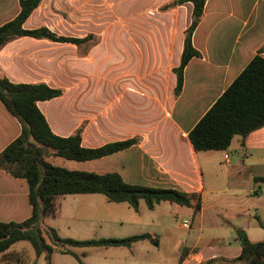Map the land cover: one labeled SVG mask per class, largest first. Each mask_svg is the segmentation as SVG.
<instances>
[{
    "label": "crops",
    "instance_id": "obj_1",
    "mask_svg": "<svg viewBox=\"0 0 264 264\" xmlns=\"http://www.w3.org/2000/svg\"><path fill=\"white\" fill-rule=\"evenodd\" d=\"M173 0H42L23 29L46 27L68 38L93 35L89 21L98 2L135 10L138 31L176 34L172 58L160 57L168 68L169 88L137 89L85 85L78 72L82 60L98 43L74 45L20 37L0 50V78L14 84L43 83L61 95L37 103L51 132L67 138L80 132L86 149L136 139L128 149L101 159L53 163L70 171L115 173L129 185L173 189L199 198L200 210L161 202L137 210L112 203L102 194L66 195L57 200L56 216L45 225L62 239L75 241L125 239L149 235L131 247L69 248L80 260L54 253L53 264H204L235 259L241 253L234 228L252 243L264 241V127L245 139L235 136L224 151L195 152L188 134L200 118L264 46V0H207L192 35L199 57L183 72V86L174 94L184 33L192 6L168 11ZM19 13V0H0V26ZM152 13L153 23H148ZM63 15L72 16V27ZM85 33V35H78ZM160 47V46H159ZM264 58V53L262 54ZM165 59V60H164ZM77 71V70H76ZM21 132L20 123L0 102V153ZM227 156V159H225ZM56 160V159H55ZM58 160V159H57ZM32 207L24 179L0 171V222L21 223ZM189 227L184 228V222ZM28 242H17L0 256V264H33ZM37 264H45L42 257Z\"/></svg>",
    "mask_w": 264,
    "mask_h": 264
},
{
    "label": "trees",
    "instance_id": "obj_2",
    "mask_svg": "<svg viewBox=\"0 0 264 264\" xmlns=\"http://www.w3.org/2000/svg\"><path fill=\"white\" fill-rule=\"evenodd\" d=\"M206 1L173 0L160 9L165 12L186 3L192 6L191 23L184 33L180 63L173 69L176 76V96L183 86L185 67L191 59L199 57L192 43V35L200 23ZM41 2L42 0H19V13L0 26V50L8 42L20 37L77 46L95 41L93 35L81 39L62 37L44 26L33 30L23 29V24ZM263 53L264 46L189 132L188 138L195 152L224 151L235 136L243 140L250 133L264 127ZM60 95V90L51 89L43 83L14 84L6 78H0V102L21 126L20 135L0 153V171L26 181L32 207L31 217L21 223L0 222V256L21 241L28 242L36 260L42 257L45 264H53L52 255L56 252L70 255L80 262L69 248H128L140 240L156 243L149 235L89 241L60 238L54 229L45 225V220L56 216L57 200L66 195L102 194L109 202L128 203L134 210H137L140 201H144L150 210L161 202H168L192 208L194 215L199 212V198L194 194L129 185L115 173L70 171L49 162V156L74 162L97 160L128 149L137 141L133 139L86 149L80 144L79 131L67 138L54 135L38 110L37 103ZM259 181L264 183V179ZM260 227L264 229L261 224ZM233 230L241 248L240 255L235 259H213L204 264H264V241L252 243L244 231L236 228ZM45 236L50 243L46 242ZM36 260L33 264H37Z\"/></svg>",
    "mask_w": 264,
    "mask_h": 264
},
{
    "label": "rangeland",
    "instance_id": "obj_3",
    "mask_svg": "<svg viewBox=\"0 0 264 264\" xmlns=\"http://www.w3.org/2000/svg\"><path fill=\"white\" fill-rule=\"evenodd\" d=\"M139 18L135 10L124 11L98 2L95 16L89 23L91 34L96 38L93 43H99L96 42L98 45L91 50V55L75 70L84 80L83 84L143 90L169 88L168 68L159 58H172L177 34L174 37L168 34L167 38L165 34L139 32ZM147 18L151 25L152 13H148ZM63 19L65 27H72V16L63 15ZM59 160L64 161L48 157L51 163ZM45 240L50 243L47 236Z\"/></svg>",
    "mask_w": 264,
    "mask_h": 264
},
{
    "label": "built area",
    "instance_id": "obj_4",
    "mask_svg": "<svg viewBox=\"0 0 264 264\" xmlns=\"http://www.w3.org/2000/svg\"><path fill=\"white\" fill-rule=\"evenodd\" d=\"M225 159H227V156H225ZM184 228H188L189 227V222L185 221L183 224Z\"/></svg>",
    "mask_w": 264,
    "mask_h": 264
}]
</instances>
